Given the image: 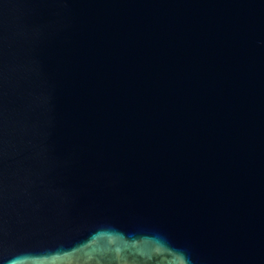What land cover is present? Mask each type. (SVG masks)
<instances>
[{
	"label": "water",
	"instance_id": "water-1",
	"mask_svg": "<svg viewBox=\"0 0 264 264\" xmlns=\"http://www.w3.org/2000/svg\"><path fill=\"white\" fill-rule=\"evenodd\" d=\"M0 264H264V0H0Z\"/></svg>",
	"mask_w": 264,
	"mask_h": 264
}]
</instances>
